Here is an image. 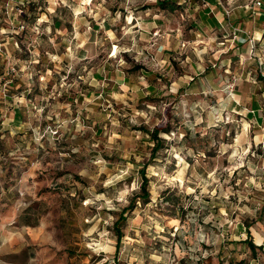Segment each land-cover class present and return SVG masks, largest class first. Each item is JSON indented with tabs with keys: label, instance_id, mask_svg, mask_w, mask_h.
<instances>
[{
	"label": "rangeland",
	"instance_id": "rangeland-1",
	"mask_svg": "<svg viewBox=\"0 0 264 264\" xmlns=\"http://www.w3.org/2000/svg\"><path fill=\"white\" fill-rule=\"evenodd\" d=\"M156 1L0 0V264H264L254 85L225 72L206 0ZM263 42L243 62L262 67Z\"/></svg>",
	"mask_w": 264,
	"mask_h": 264
},
{
	"label": "crops",
	"instance_id": "crops-1",
	"mask_svg": "<svg viewBox=\"0 0 264 264\" xmlns=\"http://www.w3.org/2000/svg\"><path fill=\"white\" fill-rule=\"evenodd\" d=\"M261 6L258 11H254L253 1L244 6H234L229 15L223 13L224 7L227 5L221 0H206L207 8L200 15L205 19L210 30L219 32V30L230 31L231 35L227 40H223L221 44L229 43L231 51L229 52L228 61H236L232 66H226L225 72L231 74L236 69H245L243 80L248 84L254 85L252 90L241 92L239 99L249 100L251 102V113L255 116L257 125L264 122V63L259 68L254 60H245L248 52V39L264 38V0H259ZM199 16V14H198ZM199 25V23H197ZM195 28L197 26H194ZM237 29V32L234 30ZM225 37V36H222ZM224 39V38H223ZM261 45H258L260 49ZM220 56V55H219ZM217 58L215 54L213 56ZM232 70V71H231ZM263 70L262 72H259ZM262 73V74H261ZM234 74V73H233ZM253 83V84H252ZM261 88H258V86ZM261 102V103H260Z\"/></svg>",
	"mask_w": 264,
	"mask_h": 264
},
{
	"label": "trees",
	"instance_id": "trees-1",
	"mask_svg": "<svg viewBox=\"0 0 264 264\" xmlns=\"http://www.w3.org/2000/svg\"><path fill=\"white\" fill-rule=\"evenodd\" d=\"M155 5L159 8L160 11L163 12L173 11L175 9V3L168 2L167 0H157ZM169 131H170L169 128H159V127L152 128L151 130L145 129V133L148 134L149 140L152 142V146L150 148L151 158L156 155L158 149L163 146V143L165 141V139L160 136V132L168 133ZM146 165L147 163L143 164L141 167V175H140L141 181L138 189L131 193V196L128 201V205L122 208L118 213H116L117 217L113 222V231L117 243L120 241L121 236L123 235L121 227L123 226L124 221L126 219L124 212L127 209H132L134 206H136L137 201H141L142 203H147L149 201V190L147 188L148 178L146 177V174L144 172ZM246 232H247V238L244 239V241H246L249 244L251 250H254L256 248V245L251 241L249 231Z\"/></svg>",
	"mask_w": 264,
	"mask_h": 264
},
{
	"label": "built area",
	"instance_id": "built-area-1",
	"mask_svg": "<svg viewBox=\"0 0 264 264\" xmlns=\"http://www.w3.org/2000/svg\"><path fill=\"white\" fill-rule=\"evenodd\" d=\"M261 6V2L259 0H255L253 1V7H254V11H258L259 7ZM7 7V6H6ZM6 9V8H4ZM226 15H228V13L226 12L225 13ZM23 29V26L22 25H19L18 26V30L21 31ZM2 34V31L0 29V35ZM259 43H262V40L261 41H256L255 38L252 36L251 38L248 39V45H249V59L252 57H254L255 55V51H256V48L258 47V44ZM264 44V42H263Z\"/></svg>",
	"mask_w": 264,
	"mask_h": 264
}]
</instances>
